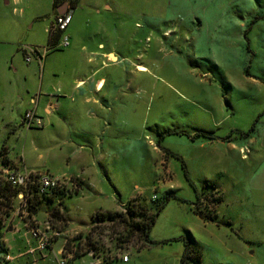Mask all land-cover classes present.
<instances>
[{
    "label": "rangeland",
    "instance_id": "rangeland-1",
    "mask_svg": "<svg viewBox=\"0 0 264 264\" xmlns=\"http://www.w3.org/2000/svg\"><path fill=\"white\" fill-rule=\"evenodd\" d=\"M68 3L70 8L76 6L66 31L71 43L68 48L49 51L55 59L48 61L47 67L43 62L39 73L56 80V91L85 74L92 81L104 77L103 92L94 96L108 108L78 107L74 101L79 97L70 94L64 109L75 116L73 124L56 131L45 122L43 129L24 127L14 136L0 122V139L10 137L11 145L19 149L34 142L38 149L30 156L45 155L43 162L55 177L74 174L93 183L86 192L65 199L70 227L85 230L100 207L118 212L135 197L152 199L173 189L188 203L172 200L161 212L151 237L162 242L187 235L188 227L197 220L189 212V203H197V195L187 177L199 191L205 178L218 181L214 151L200 149L199 141L189 136L206 131L235 138L249 133L258 121L264 122V84L245 76L248 70L252 76L264 77V0ZM33 15L40 18L31 20ZM52 15L48 0H12L11 5L0 2V41L5 42L0 44V98L15 95L25 86L24 74L36 58L27 64L21 48L37 45L45 52L49 34L44 26ZM16 50L20 57L13 60ZM109 53L115 57L103 58ZM52 62L58 71L55 76ZM169 130L184 135L161 138L160 134ZM70 136L81 145L85 158L72 154L79 147L70 148ZM158 141L162 148L180 155L184 163L171 155L165 157ZM63 154L71 157L70 162ZM75 185L70 180L74 192ZM36 194L40 195L38 188ZM71 234L57 239L44 251L45 258L29 253L30 245H35L26 239L23 255L1 264H60L58 251ZM218 234L217 230L206 233L207 237L195 236V251L201 254L202 264H264L257 261L258 256H236L229 249L233 242ZM6 239L2 240L12 245L9 235ZM183 251L182 241H173L133 254L128 264H180ZM9 254L14 257L17 253L10 249ZM94 262L87 256L75 264Z\"/></svg>",
    "mask_w": 264,
    "mask_h": 264
},
{
    "label": "crops",
    "instance_id": "crops-1",
    "mask_svg": "<svg viewBox=\"0 0 264 264\" xmlns=\"http://www.w3.org/2000/svg\"><path fill=\"white\" fill-rule=\"evenodd\" d=\"M48 1L51 3L53 15L48 24L44 26V30L49 34L47 46L50 45V36L53 34L52 28L55 25L56 18L68 11L73 13V9L72 7L70 8L67 0H60L58 5L56 4V0ZM0 2L4 5H11L12 0H0ZM65 4L67 8L64 6ZM109 7L110 5H108V8ZM36 16L38 15H33L31 20L40 18ZM1 43L5 42L0 41V44ZM33 46L37 47V45ZM21 52L26 61L22 48ZM51 53L52 52L45 54L40 50V56H32L31 61L26 63H32L33 58H36V62L27 67L28 72L24 74L26 80L25 86L15 91V95L12 94L9 96L6 94L0 98L1 127L11 129L10 132L14 136L19 135L25 127L22 122L24 114L33 108L36 109L38 115L44 120V123L46 122L49 125H53L56 131L61 130L66 124L71 125V122L73 124L75 116L69 112H65L64 109V102L67 101L66 98L70 94L79 97L74 101L78 107L95 105L99 110L108 108L98 97L94 96L103 92L106 86L104 77L92 81L91 77L85 74L75 78L69 87H58L56 91V89H54L56 80L50 78L46 79L43 72L39 73V70L43 68L41 67L43 62H47V67L50 60L55 59L51 56ZM16 55L17 56H15L13 60L20 57L17 50ZM105 56H107V58H111V56L115 57L112 53L103 55V58ZM50 67L53 69L52 75L55 76V72H58L57 68H55V63H50ZM230 69L233 71V68ZM94 74H97L96 71ZM245 76L255 78L259 80L257 81L259 84H264L261 78L252 76L248 70H246ZM57 84H59L58 81ZM58 94L63 96H58ZM62 98L66 100H62ZM35 99L37 100L36 105L33 104V100ZM250 131H253V135ZM250 131L245 135L235 138L220 137L217 135V138L214 140L191 138L195 142L199 141L200 149L209 148L214 151L212 154L218 159V165H216L217 167L214 169H217L215 172L218 174V181L212 180L211 178H205V181L215 182L218 185L223 201L218 206V222H205L196 215V222H194V225L189 226L188 230L194 237H205L206 233L208 234L218 230V233H220L218 236H222L233 242L229 246V249H231L236 256L250 254L260 257L257 261L261 262L264 261V122L261 123L258 121V124L254 125ZM0 141V153L2 151L7 153L12 163L18 166L20 165L28 170L48 172L54 175L52 169L46 165V162H43L45 155L40 154L37 158H32L30 156L31 152H35L38 149L37 144L34 142H32V144H23L19 149V147H13L11 145L10 137L6 139L5 136H3ZM67 144L71 149L79 147L78 151H74L72 154H76L77 157L81 159L85 158V156L81 154V145L71 136ZM246 146L250 147L251 152L247 154V156H244L241 151ZM63 157H66L70 162L71 157L69 155L64 156L63 154ZM164 163L167 165V162ZM165 164L164 166L166 167ZM63 179L67 180L69 185L70 180H73L76 184L75 192H73L70 197L86 192L87 188H92L93 186V183H90L89 180H85L82 176L80 178L75 177L74 174L69 178ZM192 182L194 183L193 180ZM195 186L199 188L197 184H195ZM99 210L113 212L110 209H105V207H100ZM99 210H97V212ZM37 216L42 220L47 216V213L38 212ZM69 220L71 221V219ZM23 228L26 231H24ZM6 229L8 230L3 233L2 239H6L9 235L12 245L9 240L6 242L11 246V252L17 253L14 255V258L22 256L25 250L24 248L28 246V242L29 244L31 243L26 223L17 219ZM74 231L81 232L84 231V229L72 228L69 225L66 233H72ZM26 239H28V242ZM235 239H237V241ZM152 240L160 242L158 240ZM135 253L137 252L133 250L130 261L127 262V264L131 262L132 255ZM38 255L41 258L42 254L38 253ZM240 264H244V261ZM248 264H253V262Z\"/></svg>",
    "mask_w": 264,
    "mask_h": 264
},
{
    "label": "trees",
    "instance_id": "trees-1",
    "mask_svg": "<svg viewBox=\"0 0 264 264\" xmlns=\"http://www.w3.org/2000/svg\"><path fill=\"white\" fill-rule=\"evenodd\" d=\"M60 0H56L58 5ZM68 1V0H67ZM59 2V3H58ZM75 4V2H74ZM72 9L76 6H71ZM61 32H56L50 36V45L52 43H57L61 37ZM264 82V77L262 78ZM166 135H184V133L178 131H166L161 133V138ZM188 135V134H185ZM189 136V135H188ZM192 139H216V134L208 133L206 131H201L189 136ZM157 146L164 153L165 157L171 155L172 157L182 161L180 155L172 154L170 151L161 147L158 141ZM4 155V151L0 153V156ZM188 183L194 189L197 195V203L191 204V212L199 216L205 222H218V212L217 208L222 203L223 197L218 185L215 182L205 181L202 183V191H199L192 180L187 177ZM37 188H33L32 196L30 197V209L31 213L37 214L38 212L47 213L53 220L54 226L60 231L61 236L55 238L53 243L57 239L65 235L69 225L70 220L66 215L65 199L70 197L74 191L67 188L63 191L52 190V192L36 194ZM157 192V191H156ZM156 198L147 199L142 197H135L131 199L127 204L124 205L123 209L118 212H97L92 217L88 224L85 225V230L90 228L86 233H82L79 237L74 240H68L66 242V247L70 249L71 242L76 241L74 246L77 248L75 250L74 261L75 264L78 260L89 256L91 251L94 252V259H101L102 261L98 264H115L121 261L117 256L118 249L125 248L124 244L133 242V247L137 253L149 249L155 246L164 245L173 241H182L184 245V251L181 256L180 264H202V256L195 251L197 246V241L190 231H187V235L181 236L177 239L165 240L162 242L153 241L151 234L154 226L156 225L161 212L167 207V205L172 200H178L181 202H187L181 199L176 194V190H169L162 196L156 195ZM18 191L13 188L9 183L3 181L0 178V264L1 262H7L4 259V255L9 254L10 250L4 246L3 233L6 229V220L10 216V213L15 210V202L17 204ZM188 203V202H187ZM3 223V224H2ZM96 232L102 235L107 231L108 233L104 235V244L108 247L103 248L93 243V239L90 236V232ZM105 245V246H107ZM51 248L49 246L47 249ZM73 245L71 247V250ZM90 257V256H89Z\"/></svg>",
    "mask_w": 264,
    "mask_h": 264
},
{
    "label": "built area",
    "instance_id": "built-area-1",
    "mask_svg": "<svg viewBox=\"0 0 264 264\" xmlns=\"http://www.w3.org/2000/svg\"><path fill=\"white\" fill-rule=\"evenodd\" d=\"M29 1V0H26ZM72 12L68 11L64 14L59 15L56 18L54 28H52L53 32H61L62 37L58 43H52L51 45L47 46L45 49V54L47 52L54 50V49H63L68 48L70 45V37L66 35V31L71 23L72 20ZM22 50L24 51L26 62H30L32 59V56H40V49L37 47H31V46H24L22 47ZM37 100H33V104L36 105ZM23 125L27 128H39L42 129L45 126L44 120L38 115L35 108L27 111L22 119ZM242 154L244 156H247L251 152V149L249 146H246L242 149ZM0 178L9 183L13 188H15L18 191V199L15 210H13L10 213V216L6 220V228L11 226L14 221L17 219L23 221L26 223V226L29 230V234L33 240V244L35 247L29 248V253L31 254H42L41 256L45 258L44 251L47 250L49 246L53 244V240L59 236H61L60 231L54 226L53 220L48 216L44 219H40L37 214L31 215L30 214V197L32 196V191L34 187H37L38 190L41 193L45 192H52V190L57 191H63L67 188H69L68 181H66L63 178H57L49 173H41L35 170H28L22 166H18L14 163H12L7 155V153H4V155L0 156ZM71 189V186L70 188ZM157 196L154 195L153 198H156ZM123 209V208H121ZM90 228L87 230L78 232L74 231L72 232L70 236V240H74L75 238L79 237L83 232L86 233L89 231ZM108 232L105 231L104 234L99 235L96 232H90V236L93 239V243L102 246L103 248L108 247L107 244H104V239L101 240V238L104 237L105 234ZM67 242V241H66ZM4 246L8 248L7 242L4 241ZM32 243V241H31ZM30 243V244H31ZM74 243L76 241H73L71 245H73L72 250L65 247L61 250H59V254L62 255L60 264H72V261H74L75 256V250L77 249L74 246ZM102 243V244H101ZM133 242L125 243V248L118 249L117 256L120 258V260L123 263H127L130 261L132 249H133ZM32 244V245H33ZM107 245V246H105ZM72 247V246H71ZM67 251L71 255H67ZM94 252L91 251L89 253V256L93 259L95 258L93 256ZM5 256V255H4ZM6 260H14L15 258L11 256V254H7L4 259ZM63 259V260H62ZM95 262L93 264H98L102 260L101 259H94Z\"/></svg>",
    "mask_w": 264,
    "mask_h": 264
},
{
    "label": "water",
    "instance_id": "water-1",
    "mask_svg": "<svg viewBox=\"0 0 264 264\" xmlns=\"http://www.w3.org/2000/svg\"><path fill=\"white\" fill-rule=\"evenodd\" d=\"M64 6L67 8V5L66 4Z\"/></svg>",
    "mask_w": 264,
    "mask_h": 264
},
{
    "label": "bare ground",
    "instance_id": "bare-ground-1",
    "mask_svg": "<svg viewBox=\"0 0 264 264\" xmlns=\"http://www.w3.org/2000/svg\"><path fill=\"white\" fill-rule=\"evenodd\" d=\"M101 88V87H100Z\"/></svg>",
    "mask_w": 264,
    "mask_h": 264
}]
</instances>
